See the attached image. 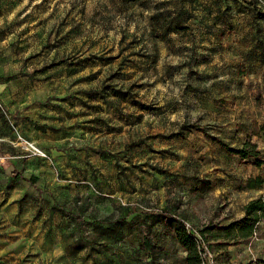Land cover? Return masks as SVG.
I'll return each instance as SVG.
<instances>
[{
	"label": "rangeland",
	"instance_id": "obj_1",
	"mask_svg": "<svg viewBox=\"0 0 264 264\" xmlns=\"http://www.w3.org/2000/svg\"><path fill=\"white\" fill-rule=\"evenodd\" d=\"M5 111L32 142L43 119L74 128L80 151L71 199L41 188L39 209V190L17 180L48 246L24 262L183 264L165 215L204 240L206 225L242 216L254 195L244 180L264 181V163L185 127L200 123L233 146L250 139L264 157V0H0V131L17 141ZM4 171L0 236L27 204L14 203ZM258 232H209L211 264H264V223Z\"/></svg>",
	"mask_w": 264,
	"mask_h": 264
},
{
	"label": "crops",
	"instance_id": "obj_2",
	"mask_svg": "<svg viewBox=\"0 0 264 264\" xmlns=\"http://www.w3.org/2000/svg\"><path fill=\"white\" fill-rule=\"evenodd\" d=\"M5 113L6 118H8L13 127L14 120L12 116L9 115L7 111H5ZM10 113L12 112L10 111ZM2 117L4 118V116ZM54 121L56 120H51L50 118L43 119L42 124H47L45 130H36L31 137L36 145L48 151L51 160H45L34 154H24L15 140L16 136L14 132H11L10 129L8 131H0V140L7 142L4 147L0 148V157L3 158L2 160L0 159V168L6 169V171H4L6 176L3 179V183L11 186L12 191L14 189L12 199L15 204L19 203L16 198L22 199L25 197V192L21 193L18 191L17 187L19 186V181L17 180L19 179L22 180L23 183L29 184V187L31 183L26 179H29L32 176L38 178V187H46V189L51 190L55 196L53 201L56 203L60 204L61 191L63 192V197L64 194L67 193L66 190L71 191V193H68L67 195L69 199L74 195V185H70V182L75 178L73 168L76 166L78 162L77 158L80 154V151L72 146L71 143L75 136L74 128L71 133L70 127H66V125L60 126V121L58 123H54ZM1 124L0 121V125ZM56 170L59 173V177L56 175ZM60 171L62 172V175H64L65 180H60ZM248 180L249 179L244 180L243 184H246ZM241 189L242 191L252 190V192H254V195L244 202L245 206L250 200L257 198L264 193V181L258 185L256 184ZM28 192L30 193L26 196V199H22V204L27 203L25 204L26 206L23 213L14 214L16 216L15 226H13V228L5 229L10 235L0 236V264H35L34 261L24 262L22 258L32 250L40 252V255H45L44 253H47L48 246L45 231L41 232L40 228L37 231L34 229L32 230L36 225L31 226L32 224L30 222V219L33 217L30 210L31 189L28 190ZM41 194L43 193H40L39 191L38 205L39 209H44L45 206H41V204H45V201L41 198ZM243 215L244 208L242 216ZM20 220L23 221V224L18 227L17 224ZM30 236L33 238H30ZM36 239H38L37 242L39 244L32 243ZM57 246L58 245H55V247ZM53 264H60V257L56 258L53 261Z\"/></svg>",
	"mask_w": 264,
	"mask_h": 264
},
{
	"label": "trees",
	"instance_id": "obj_3",
	"mask_svg": "<svg viewBox=\"0 0 264 264\" xmlns=\"http://www.w3.org/2000/svg\"><path fill=\"white\" fill-rule=\"evenodd\" d=\"M178 28L185 30L188 28V26H185L180 22L178 24ZM133 104L140 107L142 110L155 108L140 101L133 100ZM185 127L189 128V132L192 130H198V131H202L203 133L209 136H212L218 142V144L228 153L238 155L244 161L252 160L253 164L257 167H261L264 163V157L262 151L259 149L257 143L251 141L250 139L245 141L241 146H233L225 142L223 139L219 138L218 136L211 135L207 127L201 125L200 123H188L187 125H185ZM13 128L19 132L15 124L13 125ZM38 129H44V127L38 125ZM178 134L183 135V132H180ZM48 156L49 158H51L50 155ZM26 180H28L32 186H34L36 189H38L41 192V188L38 187L37 185L38 182L37 177L32 176ZM258 183L259 182L256 181V179L250 178L246 184L241 185V188L251 187ZM165 217L172 218L173 220L176 221V226L174 229L175 239L186 252L183 260V264H211L209 259V253L207 252L206 247L204 245V241H207V234L217 228H223L227 231H235L236 229H241L245 231L244 234L245 237L253 236V233L257 228L259 222L264 220V193L259 197L250 200L244 206V215L241 218L236 219L226 225H221L218 223H210L206 225L204 228H202L200 230V234L204 240H201L198 237L197 231L193 227L191 229L187 227V222L184 219H178L176 217L169 215H165ZM147 244L149 245V241L147 242Z\"/></svg>",
	"mask_w": 264,
	"mask_h": 264
},
{
	"label": "built area",
	"instance_id": "obj_4",
	"mask_svg": "<svg viewBox=\"0 0 264 264\" xmlns=\"http://www.w3.org/2000/svg\"><path fill=\"white\" fill-rule=\"evenodd\" d=\"M17 143H18V146L25 152H29V153H33L35 155H39L41 157L49 158L46 151H44L42 148L37 146L34 142H32L29 139H27L26 137H24L20 132H18ZM0 159L2 160L3 158L0 157ZM262 223H264V220L259 222V224L257 225V228L255 229L253 236H252L253 239H258V237H259L258 229H259L260 224H262ZM187 227L189 229L192 228V226L189 223H187Z\"/></svg>",
	"mask_w": 264,
	"mask_h": 264
}]
</instances>
